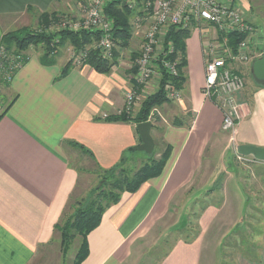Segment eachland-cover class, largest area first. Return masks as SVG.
<instances>
[{"label": "crops", "instance_id": "obj_1", "mask_svg": "<svg viewBox=\"0 0 264 264\" xmlns=\"http://www.w3.org/2000/svg\"><path fill=\"white\" fill-rule=\"evenodd\" d=\"M245 4L251 6L246 0ZM61 5L62 0H0V42L5 31ZM216 34L209 24L193 29L186 41L187 81L182 98L157 108L171 118L159 129L152 127L155 140L159 131L162 140L172 146L163 172L136 192L123 193L104 212L99 226L88 235L89 254L82 264H126L133 248L167 215L176 210L178 219L187 214L189 222V200L220 195L223 203L208 202L201 207L198 233L177 238L158 263L216 264L212 248L219 241L208 242L207 236L213 230L224 232V240L239 222L241 215L235 213L232 201L236 185L247 198L241 175L230 162L233 150L239 144L264 147V84L246 79L239 93L242 115L234 139L222 129L221 109L203 93L204 45ZM29 54L10 87L0 86L8 95L0 110V264H32L40 249L53 242L56 224L80 178V167L71 158L90 156L76 143L89 149L94 156L91 160L104 169L141 143L136 123L105 119L120 112L133 86L121 65L108 74L77 65L62 75L67 59L56 55L54 64H44L38 50L32 48ZM14 95L16 99L4 111ZM174 120L182 123L174 125ZM144 155L134 153L130 158L140 161L146 159ZM252 162L264 164L257 159ZM181 198L184 201L178 203ZM226 206L234 212L227 214Z\"/></svg>", "mask_w": 264, "mask_h": 264}, {"label": "rangeland", "instance_id": "obj_2", "mask_svg": "<svg viewBox=\"0 0 264 264\" xmlns=\"http://www.w3.org/2000/svg\"><path fill=\"white\" fill-rule=\"evenodd\" d=\"M246 1H249V5H251L249 8H246L245 0H232V2L238 6L243 18L252 23L256 29L252 46L254 45L259 46V48H264V0ZM88 2L89 0H62V5L60 9L57 10L59 18L58 20L54 19L53 23L49 25L50 28L48 27V30L61 28L72 29V27H76L77 29L94 28L88 27L84 24ZM149 16L150 10L146 8V5H143V0H138L136 8L131 14L133 37L130 40V45L124 49L115 47L119 52L116 66L121 65V70L129 75L131 81L134 80V77L136 76V71H134L136 58L133 54L137 53L141 48L143 36L148 29L149 23H147V21H149ZM77 24L78 27L75 26ZM21 26L39 28V19L33 17L29 23L21 24L20 27ZM15 28L17 29V27ZM208 40L209 39L207 38L206 41ZM91 46L96 48L97 43L90 44L89 47ZM205 50L206 47L204 46V51ZM74 51L76 50L72 44L66 41L59 48L57 55L61 58H65V60L72 59L74 63L76 62L77 56V51ZM204 51L202 50V52ZM73 53H75V57H73ZM242 70L249 83L256 82L252 74L251 66L244 65ZM159 78V75L156 74L149 79L146 84H140V89H137V110L143 99L153 93L155 88H157V83L160 80ZM3 96L6 98V93L1 88L0 110L4 108L8 101V95L6 99H4ZM161 113L162 115L160 116ZM157 114V117L159 118V121L156 122L158 129L171 121V118H169L165 110H159L157 111ZM158 132L156 135L158 137L156 139L158 141V146L154 147L153 153L157 158L160 156H157V154H159L164 148V141L159 136ZM231 150L232 148L230 151ZM233 152L234 154L232 155L230 162L234 167L236 166L241 175L247 198L242 190L237 189L238 186L236 185L234 189L235 197L232 201L235 204V213L241 215L240 218L237 217L239 222L232 226V228H230L231 230L227 231L228 234L224 240H222L224 237H222V235H225L226 233H217L213 230L207 236V241L212 243L214 242V239H218L220 242L217 241L218 243L212 248V252L214 251L216 258V264H244L246 261L248 262L247 264H263L264 241H262L261 238L264 234V164L261 165L252 161L242 162L237 158L236 148ZM71 161H74L79 165L81 171L80 178L78 180V186L67 206V210L62 216L60 226H63L65 219L71 216L76 210L80 201L86 202L88 200L91 190L101 181V170H99L98 166L91 160L90 156L85 157L80 155L76 158L72 157ZM143 161V159H140L139 161L137 158H129V160L125 162V166L132 171ZM177 201L180 203L184 200L181 198ZM218 201L223 203L224 198L217 195V197L210 199L204 196V198L189 200V222L187 214L180 215L178 219V214H176V210H174L173 213L167 215L158 223L156 228L150 232L146 239L139 242L133 248L132 257H130V260L126 264H156L168 250V247L174 243L177 238L182 236L186 237L187 235L191 237L195 233H198V213L201 207L207 205L208 202L219 203ZM227 205L230 206L229 203H227ZM228 206H226V213H233L234 211L228 210ZM227 216L229 217H227L228 219L232 217V215ZM61 239L60 230H56L53 242H50L48 245H45L40 249L39 257L32 264H71L79 240L77 239L70 246L68 251H65Z\"/></svg>", "mask_w": 264, "mask_h": 264}, {"label": "trees", "instance_id": "obj_3", "mask_svg": "<svg viewBox=\"0 0 264 264\" xmlns=\"http://www.w3.org/2000/svg\"><path fill=\"white\" fill-rule=\"evenodd\" d=\"M146 1L143 0V5H146ZM137 2L138 0H109L104 6L105 15L112 23L110 35L114 47L111 58H106L99 48L89 47L90 44L98 43L102 37L103 31L100 29L61 28L48 30L49 25L53 23L54 19L58 20L59 18L57 10L41 13L39 15V28L22 26L17 29L5 31L0 42V86L10 87L16 72L30 58V49L33 48L40 52V60L42 63L54 64L59 48L66 41L70 42L75 48L79 60L73 63V60L69 59L62 70V75H66L72 67L77 65H89L99 73H110L114 66H116L119 56V52L115 47L124 49L130 45V40L133 37L131 14L134 12ZM192 32L193 27L183 28L170 25L167 28L163 43L165 52L157 59L158 68L162 74L158 89L143 99L136 112L127 113L122 110L116 114L107 115L105 117L106 120L132 121L136 124L150 120L153 122L154 128L157 126L156 122L159 121L157 108L166 102L173 101L165 91L166 82L172 79L179 86H183L187 81L185 74L187 68L186 41ZM241 38H243V35H239L238 39ZM235 42L236 39L231 43ZM171 46L173 49L168 53ZM133 55L137 58V53ZM175 58H179L180 60L178 66L180 73L177 76H171L164 67L163 62ZM136 70L135 65L134 71ZM132 83L135 89H140V85L135 80H132ZM16 97L17 95H14L4 111L10 107ZM181 123L180 120L173 121L174 125ZM155 144V147L158 146L157 140H155ZM75 145L88 153V155L93 156L92 152L83 145L78 143ZM171 150L172 146L164 142V148L157 158L153 154L154 149L151 153H147L131 147L114 166L104 169L97 164L99 170H101V181L99 184L91 190L90 197L86 202H79L76 210L71 216L65 219L63 226H60V222L56 224V230H60L61 232V242L65 251H68L77 239L79 240L71 264H82L88 256V235L99 226L104 212L110 206L118 203L123 193L136 192L144 182L161 175L169 159ZM139 152H143L146 159L136 169L130 171L125 166V162L129 160L132 154ZM171 247L172 245L169 248ZM158 263L159 261L156 264Z\"/></svg>", "mask_w": 264, "mask_h": 264}, {"label": "built area", "instance_id": "obj_4", "mask_svg": "<svg viewBox=\"0 0 264 264\" xmlns=\"http://www.w3.org/2000/svg\"><path fill=\"white\" fill-rule=\"evenodd\" d=\"M109 0H89L84 24L103 31L97 43L106 58L112 57L113 42L110 35L111 21L106 17L104 6ZM146 8L150 10L149 25L142 40L136 58V76L134 80L146 84L154 75L162 74L157 59L165 52L164 36L170 25L180 27H201L209 24L217 30V34L206 41L205 78L203 93L222 111V129L230 133L232 139L242 115L239 93L245 88L246 77L242 68L252 66L253 61L262 54L263 49L252 46L255 27L243 18L238 6L232 0H147ZM78 27V24L75 25ZM72 29H77L72 27ZM239 35L243 38L238 39ZM236 39L235 43H231ZM219 45V46H217ZM172 46L168 53L172 51ZM75 52V51H74ZM75 53H73L74 55ZM75 57V55L73 56ZM76 56V62H78ZM74 62V63H76ZM179 58L163 62L171 76L179 75ZM160 80L157 83L156 91ZM183 86L169 79L165 91L171 100L182 98ZM138 90L131 87L126 93L124 107L120 112L133 113L137 109ZM236 155L242 162L255 161L254 157Z\"/></svg>", "mask_w": 264, "mask_h": 264}, {"label": "water", "instance_id": "obj_5", "mask_svg": "<svg viewBox=\"0 0 264 264\" xmlns=\"http://www.w3.org/2000/svg\"><path fill=\"white\" fill-rule=\"evenodd\" d=\"M252 74L256 81L264 84V50L260 57L252 63ZM153 122L148 120L137 124L138 132L141 136V143L134 146L135 150L151 153L155 147V139L152 135ZM237 152L253 156L255 159L264 161V147L254 144H239Z\"/></svg>", "mask_w": 264, "mask_h": 264}]
</instances>
